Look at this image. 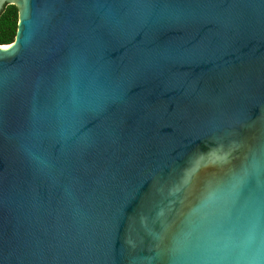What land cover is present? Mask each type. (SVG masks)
<instances>
[{
	"label": "water",
	"instance_id": "1",
	"mask_svg": "<svg viewBox=\"0 0 264 264\" xmlns=\"http://www.w3.org/2000/svg\"><path fill=\"white\" fill-rule=\"evenodd\" d=\"M0 264H264V0H0Z\"/></svg>",
	"mask_w": 264,
	"mask_h": 264
},
{
	"label": "trees",
	"instance_id": "2",
	"mask_svg": "<svg viewBox=\"0 0 264 264\" xmlns=\"http://www.w3.org/2000/svg\"><path fill=\"white\" fill-rule=\"evenodd\" d=\"M18 23V10L14 5L4 8L0 14V45L12 44Z\"/></svg>",
	"mask_w": 264,
	"mask_h": 264
}]
</instances>
